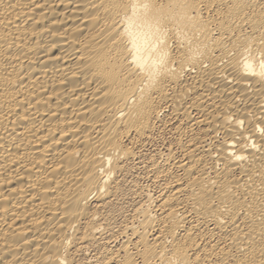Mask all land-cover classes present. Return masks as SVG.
Segmentation results:
<instances>
[{
	"label": "bare ground",
	"instance_id": "obj_1",
	"mask_svg": "<svg viewBox=\"0 0 264 264\" xmlns=\"http://www.w3.org/2000/svg\"><path fill=\"white\" fill-rule=\"evenodd\" d=\"M0 264H264V0H0Z\"/></svg>",
	"mask_w": 264,
	"mask_h": 264
}]
</instances>
